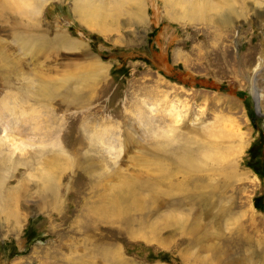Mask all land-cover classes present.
Segmentation results:
<instances>
[{
  "label": "rangeland",
  "instance_id": "374dc122",
  "mask_svg": "<svg viewBox=\"0 0 264 264\" xmlns=\"http://www.w3.org/2000/svg\"><path fill=\"white\" fill-rule=\"evenodd\" d=\"M192 1L0 0V264H264V0Z\"/></svg>",
  "mask_w": 264,
  "mask_h": 264
},
{
  "label": "bare ground",
  "instance_id": "6f19581e",
  "mask_svg": "<svg viewBox=\"0 0 264 264\" xmlns=\"http://www.w3.org/2000/svg\"><path fill=\"white\" fill-rule=\"evenodd\" d=\"M9 2H11V4H18L19 6H23V8L24 7H26V6H28V4L26 5V0H8ZM5 2V1H4ZM29 2V1H28ZM31 3H32V1H31ZM199 3V1L198 0H193L192 1V3H190L189 4V6H188V9L185 11V16L187 15L188 17H190V15L192 16V19L193 20H198L199 19V17L201 18V17H203V15L204 16H206V13L205 12H203V10H204V8L203 7H201V5L200 4H198ZM40 4L41 3H39V1H38V3H37V5H36V8L39 10V8H40ZM24 5H26V6H24ZM143 5H144V3H143ZM29 6H31V5H29ZM34 6V5H33ZM29 8V7H28ZM31 8V7H30ZM33 9V8H32ZM144 9V11H142L143 12V14H144V12H145V8H143ZM142 9V10H143ZM25 10H28V9H25ZM32 11V10H31ZM34 11H36V9H34ZM30 12V11H29ZM33 12V11H32ZM38 12V11H37ZM81 12V11H80ZM87 13H90V17L92 18H90L89 17V20H87L88 19V15L86 14H83V15H85V19H86V22L87 23H99V20H98V15H97V13L95 12V11H92V12H89V11H87ZM140 17V16H139ZM143 18V17H142ZM227 19H225V20H227V21H229L230 20V18L229 17H226ZM89 21V22H88ZM137 23V22H136ZM100 64V63H99ZM257 96V95H256ZM15 143V142H14ZM25 144V143H24ZM23 141H22V143L20 142V145L19 144H17V146H16V148H23V146L25 147V145H23ZM26 148V147H25ZM20 150V149H19ZM134 195V194H133ZM136 195H137V193H136ZM130 197V196H129ZM136 197V196H135ZM132 198V197H131ZM135 201V200H134ZM121 257H119L118 259H117V263L118 264H120L121 263ZM122 261H123V259H122Z\"/></svg>",
  "mask_w": 264,
  "mask_h": 264
}]
</instances>
